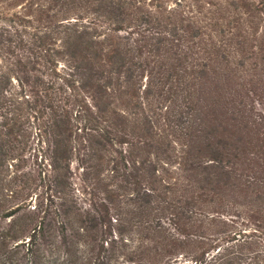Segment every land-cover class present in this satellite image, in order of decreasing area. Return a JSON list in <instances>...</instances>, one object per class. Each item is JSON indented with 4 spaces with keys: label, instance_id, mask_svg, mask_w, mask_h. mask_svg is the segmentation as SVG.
Returning <instances> with one entry per match:
<instances>
[{
    "label": "trees",
    "instance_id": "16d2710c",
    "mask_svg": "<svg viewBox=\"0 0 264 264\" xmlns=\"http://www.w3.org/2000/svg\"><path fill=\"white\" fill-rule=\"evenodd\" d=\"M3 2L0 109L15 82L44 113L49 192L30 206L29 174L4 158L19 124L0 114L11 240L52 237L85 264H264V0ZM61 70L55 102L44 80Z\"/></svg>",
    "mask_w": 264,
    "mask_h": 264
},
{
    "label": "rangeland",
    "instance_id": "374dc122",
    "mask_svg": "<svg viewBox=\"0 0 264 264\" xmlns=\"http://www.w3.org/2000/svg\"><path fill=\"white\" fill-rule=\"evenodd\" d=\"M5 3L3 0H0V24L4 18H7V13H5ZM64 73L62 70L56 76L55 73L47 72L45 76L44 84L49 87L48 93L54 99L55 102L60 101L61 96H70L71 91L66 85H63L62 78ZM17 83L10 84L6 87V105L0 109V114L7 116L9 120L13 118L17 119L19 127L18 137L16 141L13 142V154L15 157L10 159L11 148L8 145L4 158H7V162L10 163L9 169L14 170V164H19V171L28 173V183L31 192L29 193V203L30 206L37 205L40 202V205L45 208L46 204L49 203L47 200V194L44 187H41L42 182H39L37 172V161L34 154H38V159H40L42 152L41 140L43 132L41 131L40 122L44 120V113L41 115L37 112V106L31 100L29 94H19V89L17 88ZM43 86V83H41ZM61 86V89H59ZM26 93V92H25ZM44 94V91H40V95ZM43 100V97H42ZM62 100V99H61ZM76 110L77 108L74 107ZM46 112V111H45ZM46 116V115H45ZM1 118V115H0ZM2 145V144H1ZM10 152V153H9ZM13 156V155H12ZM22 158V159H21ZM45 171V170H44ZM9 174L11 172H8ZM6 172H0V178L5 182L6 178L9 176ZM44 173V172H43ZM42 176V174H41ZM78 173L73 179L75 183L73 197L81 204V206H87V195L81 191V182L77 179ZM6 183V182H5ZM19 182L13 181V184L16 185ZM11 187H6L4 190V196L9 194ZM72 195V194H71ZM12 202L5 204V208L11 206ZM253 208L248 204L244 203L235 210L236 220L239 224L245 217H247L248 209ZM248 210V211H247ZM5 210L0 206V264H85L86 263V254L84 250H79L75 257H66L62 250L57 247L55 240L51 237L47 242H42L37 240L34 244H18L20 241L14 242L11 240V235L15 232L17 224L22 223L18 221L15 224H11L3 217ZM18 217L25 215V210L18 211ZM256 221L249 223V226L245 227L248 230L255 228ZM240 226V225H239ZM17 245V246H16ZM108 264H134L131 261H125L121 255L114 256L109 261Z\"/></svg>",
    "mask_w": 264,
    "mask_h": 264
}]
</instances>
